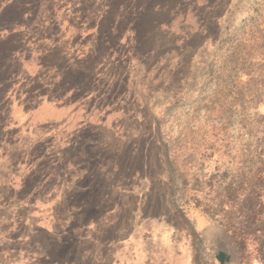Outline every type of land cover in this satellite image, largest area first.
Instances as JSON below:
<instances>
[{"label": "rangeland", "instance_id": "rangeland-1", "mask_svg": "<svg viewBox=\"0 0 264 264\" xmlns=\"http://www.w3.org/2000/svg\"><path fill=\"white\" fill-rule=\"evenodd\" d=\"M0 264H264V0H0Z\"/></svg>", "mask_w": 264, "mask_h": 264}]
</instances>
